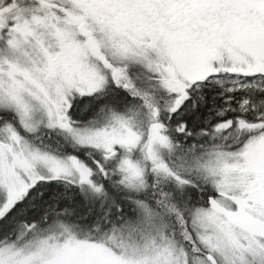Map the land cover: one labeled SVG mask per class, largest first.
I'll list each match as a JSON object with an SVG mask.
<instances>
[{
	"label": "snow or ice",
	"instance_id": "obj_1",
	"mask_svg": "<svg viewBox=\"0 0 264 264\" xmlns=\"http://www.w3.org/2000/svg\"><path fill=\"white\" fill-rule=\"evenodd\" d=\"M0 264H264V0H0Z\"/></svg>",
	"mask_w": 264,
	"mask_h": 264
}]
</instances>
